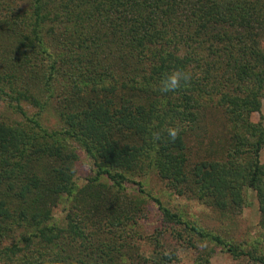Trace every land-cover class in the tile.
Wrapping results in <instances>:
<instances>
[{
    "label": "trees",
    "instance_id": "16d2710c",
    "mask_svg": "<svg viewBox=\"0 0 264 264\" xmlns=\"http://www.w3.org/2000/svg\"><path fill=\"white\" fill-rule=\"evenodd\" d=\"M263 38L264 0H0V47L12 67H0V98L21 112V102L43 110L61 95L82 105L58 110L64 138L37 120L0 118V264H121L119 251L93 239L80 217L54 223L57 202L75 189L77 155L66 139L94 161L93 179L105 176L112 186L90 207L95 227L136 234L145 199L127 200L119 189L148 167L219 210L240 213L243 189L255 191L264 233V127L250 120L264 99ZM177 70L190 81L162 93V77ZM209 114L227 127V154L188 169L187 138ZM170 127L180 129L175 141ZM154 202L190 239L264 264L256 245L227 243ZM164 258L155 251L130 264Z\"/></svg>",
    "mask_w": 264,
    "mask_h": 264
},
{
    "label": "rangeland",
    "instance_id": "374dc122",
    "mask_svg": "<svg viewBox=\"0 0 264 264\" xmlns=\"http://www.w3.org/2000/svg\"><path fill=\"white\" fill-rule=\"evenodd\" d=\"M260 47L264 51V38L260 42ZM4 57L7 56H4L3 48L0 47V67L6 66L5 69L10 71L12 67L8 64L11 62L5 65ZM77 100L76 104L73 102L64 104V96L61 95L56 100L50 101L43 110L21 102L19 104L23 110L21 112L15 108L13 101L10 102L4 96L0 98V118L7 123L24 126H31L32 120H37L42 127L59 132V137L64 138L61 132L64 125L58 110L64 112L78 110L82 105L79 99ZM250 120L252 123L262 122L264 127V99L260 112L253 113ZM226 129L223 119L214 114H209L203 122H199L197 131L187 138L188 169L201 160L218 161L225 158L230 143V135ZM66 143L75 149L77 155L72 162L71 178L75 183V189L71 196H63L57 202V206L53 209L54 223L61 225L69 213H72L73 217H80L81 225L92 233L93 239L108 243L119 251L117 258L120 259L121 264H130L133 261L141 263L142 257L151 256L155 251L161 252L166 257L164 264H254L248 258L235 260L222 246L208 240L198 241L195 235L190 239V235L185 234L181 226L164 222L154 202L155 199L172 213L178 214L182 220L196 223L206 233L218 235L232 245L246 244L249 250L256 245L257 252L264 255V233L259 225L260 212L255 191L243 189L245 204L240 213H235L233 210H219L205 200L198 199L196 192L187 189L188 186L179 190L182 191L181 193L175 191L158 176L154 169L148 167H143V173L140 175L132 173L129 179L133 182H125L119 189L127 200H135L136 197L145 199L144 204L142 203L143 213L133 228L136 234L129 236L126 232L129 231V227L125 232L118 229L112 232L103 225L95 227L89 221L90 207L94 206L96 203L94 201H99V197L109 193L112 186L105 176L97 181L94 180L96 171L93 167L94 161L86 156L77 143L70 139H66ZM260 161L264 163V150L261 151ZM137 183L141 184L142 192ZM118 201L125 203L126 199L121 198ZM179 232L182 233L181 238L175 234ZM13 237L14 235H11L10 238Z\"/></svg>",
    "mask_w": 264,
    "mask_h": 264
},
{
    "label": "clouds",
    "instance_id": "9594fccd",
    "mask_svg": "<svg viewBox=\"0 0 264 264\" xmlns=\"http://www.w3.org/2000/svg\"><path fill=\"white\" fill-rule=\"evenodd\" d=\"M191 79L190 73L180 70L173 71L162 77L159 88L162 93L175 92L181 88L182 84L186 85ZM168 136L175 141L179 135L180 129L178 127H170L167 130Z\"/></svg>",
    "mask_w": 264,
    "mask_h": 264
}]
</instances>
